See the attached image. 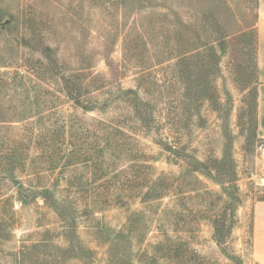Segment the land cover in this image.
<instances>
[{
    "label": "rangeland",
    "instance_id": "1",
    "mask_svg": "<svg viewBox=\"0 0 264 264\" xmlns=\"http://www.w3.org/2000/svg\"><path fill=\"white\" fill-rule=\"evenodd\" d=\"M264 0H0V264H260Z\"/></svg>",
    "mask_w": 264,
    "mask_h": 264
},
{
    "label": "crops",
    "instance_id": "2",
    "mask_svg": "<svg viewBox=\"0 0 264 264\" xmlns=\"http://www.w3.org/2000/svg\"><path fill=\"white\" fill-rule=\"evenodd\" d=\"M257 125L259 134L264 140V81L257 88ZM264 161V160H263ZM264 163V162H263ZM264 169V164H263ZM253 249L257 261L264 264V210L257 207L253 218Z\"/></svg>",
    "mask_w": 264,
    "mask_h": 264
}]
</instances>
